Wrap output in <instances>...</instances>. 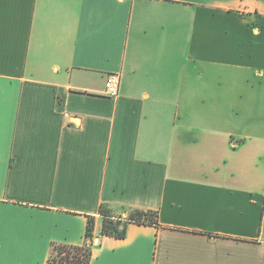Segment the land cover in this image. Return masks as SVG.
Wrapping results in <instances>:
<instances>
[{
	"label": "crops",
	"instance_id": "crops-1",
	"mask_svg": "<svg viewBox=\"0 0 264 264\" xmlns=\"http://www.w3.org/2000/svg\"><path fill=\"white\" fill-rule=\"evenodd\" d=\"M87 217L90 264H264V0H0V264Z\"/></svg>",
	"mask_w": 264,
	"mask_h": 264
},
{
	"label": "trees",
	"instance_id": "trees-1",
	"mask_svg": "<svg viewBox=\"0 0 264 264\" xmlns=\"http://www.w3.org/2000/svg\"><path fill=\"white\" fill-rule=\"evenodd\" d=\"M122 213L125 214L124 217L122 214L116 215L111 208L102 204L98 210L101 221L100 235L124 239L130 224L158 226L157 212L123 208ZM94 222V217H87L83 245L70 246L52 243L46 264H90L91 245L95 238Z\"/></svg>",
	"mask_w": 264,
	"mask_h": 264
},
{
	"label": "built area",
	"instance_id": "built-area-1",
	"mask_svg": "<svg viewBox=\"0 0 264 264\" xmlns=\"http://www.w3.org/2000/svg\"><path fill=\"white\" fill-rule=\"evenodd\" d=\"M120 86L119 74H108L104 81V94L109 98L118 96Z\"/></svg>",
	"mask_w": 264,
	"mask_h": 264
}]
</instances>
